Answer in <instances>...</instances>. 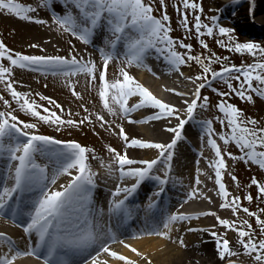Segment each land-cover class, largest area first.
I'll return each instance as SVG.
<instances>
[{"label":"snow or ice","instance_id":"6c2138e0","mask_svg":"<svg viewBox=\"0 0 264 264\" xmlns=\"http://www.w3.org/2000/svg\"><path fill=\"white\" fill-rule=\"evenodd\" d=\"M60 3L64 12L59 14L53 9L52 23L70 38L89 45L98 29H105L108 35L104 38V46L98 48L101 58L99 63L75 54V46L71 44V40L69 45L72 51L68 56L27 55L13 51L0 40V86H3L4 92L10 95L11 101L18 109L32 117L34 121L20 120L14 114L17 108H14L4 95H0V102L6 109L0 111V159L6 160L5 174L0 178V216L7 217L17 227L22 228L29 241H32L33 236L36 238L34 244L29 243L27 250L21 251L9 236L0 232V241L8 246L7 252L0 254V264H13L20 256L42 259L43 264H68L65 260L54 259L62 249H73L82 255L86 254L82 264H109L108 260L99 259L101 254H107L117 264H138L136 260L112 250L111 245L114 243L123 245L146 264H152L146 255L126 243L125 239H120L110 229L107 232L99 231L90 218L94 214L88 206L92 202V190L96 186L94 178L97 174L92 171L89 159H97L95 149L83 146L77 141H61L41 134L40 127L47 125L60 131L65 127L80 128L87 125L95 127L98 123L101 129L108 131L115 126L126 150L122 154L110 145L107 147L111 160L106 166L107 173L111 176L113 172H118V179L121 181L112 192L109 213L130 215L126 202L146 180L156 181L159 187V190L149 197L147 208L151 211L156 208L157 199L171 180L174 149L178 141L183 139L185 125L195 119L198 108L207 110L210 106L209 97L202 96V90L217 80L222 81L227 89L226 91L212 89L221 98L215 105L221 115L215 119L224 131L214 128L212 120L201 121L204 127L201 139L206 137V144L214 153L208 160V167L214 170V187L216 195L221 200L217 210L203 211L196 215L181 211L189 201H195L197 198H202L209 204L214 202L212 197L204 195L196 187L203 183L200 179V169L197 167L196 186L190 187L179 207L175 211L163 212L160 218L152 220L151 223L146 222L144 228L131 233L127 238L135 240L154 236L172 241L174 228L177 233L179 232L177 226L182 228L186 222L199 220L201 216L212 217L215 220L212 228L188 227L187 231L209 234L214 239L215 251L221 261L239 254L232 250L231 243L232 247L237 244L241 246L244 254L252 257L254 264H264V218H262L264 207L251 211L249 207L243 206L241 196L232 194L224 182L227 159L255 165L264 171V126H258L255 119L245 118L242 110L226 99L234 94L242 100L252 102L251 93L264 99V47L253 42H236L234 30L220 26L215 16L210 18V24L205 23L202 20L203 7L196 0H180L174 8L177 12L183 10L181 23L188 32L192 31L189 27V12L193 14V27L197 37H200L199 45L208 52L206 56L203 52L195 54L191 44L185 43L184 40H176L170 35L172 28L168 23L170 17L167 14L165 0H158L159 6L164 8L159 18L153 14L156 11L153 7L156 0H148L147 3L145 0H60ZM41 6L51 7V0H41ZM35 12L37 8L31 4L25 5L17 0H0V14L11 15L38 25L48 23L44 19H34L32 14ZM217 33L220 39L215 38ZM205 36L213 38L220 48L228 52L250 54L253 62L241 66L227 63L229 57L213 52L202 38ZM120 45L123 48L122 52L118 47ZM29 47L40 46L33 43ZM153 49L164 54L170 71L177 72L180 76H184L181 70L184 66L190 70L197 68L193 75L187 77L193 85L191 92L175 93L181 97H189L183 99V111L169 102L158 99L128 71L133 66L144 67L147 54ZM178 49L186 51L181 52ZM113 61H119L122 65L119 67L120 78L117 79L108 77L109 65ZM213 65H219V70H214ZM15 69H28L45 76L64 77L66 87L77 100L82 99L76 90L79 80L73 81V78L82 75L86 78V83L96 91L100 109L93 112L81 105L86 115L80 117V113L77 112L75 117H80L79 119L65 118L72 117L73 114L71 111L65 113L56 100L36 93L40 101L47 102L48 106L45 107L31 98V92L18 91L14 86L17 83L14 77ZM148 71H151L150 67ZM133 97H138L139 100L130 105L129 100ZM141 109L153 111L146 118L131 119L132 114ZM106 115L131 124L158 121L162 123L163 131L173 135L170 142H149L130 138L122 123L109 121ZM173 120L176 121L174 125ZM233 145L239 150V154H234L230 150ZM127 149L155 150L156 155L133 157ZM200 155L203 157L204 152L201 151ZM41 157L52 162L51 173L48 163L38 162V158ZM199 163L197 161V165ZM101 166L105 167L103 160ZM161 167L163 175H155L154 173L160 171ZM228 174L239 188L237 176ZM61 176L69 177V182L67 185H61V190H52L50 185H56ZM208 179L212 177L209 176ZM127 180L134 182L128 185L125 183ZM253 186L258 195L253 197L249 192L243 196V200L248 204L254 199L264 203V182L252 177L248 187ZM26 192L36 195L30 201L29 210L22 213L19 197ZM70 208L74 213L72 215L69 213ZM219 210H230L231 216L235 219L222 218L218 214ZM241 213L248 218H254L256 227L249 219L241 220ZM102 214V209L96 213ZM21 215H26L27 220L21 222ZM218 227L224 230L223 234L215 230ZM229 232L236 234L235 241L230 242L226 238ZM177 240L181 246H186L183 237L178 234ZM227 264L235 262L228 260Z\"/></svg>","mask_w":264,"mask_h":264},{"label":"bare ground","instance_id":"6f19581e","mask_svg":"<svg viewBox=\"0 0 264 264\" xmlns=\"http://www.w3.org/2000/svg\"><path fill=\"white\" fill-rule=\"evenodd\" d=\"M28 1L33 7L37 8V12L34 13V19H44L48 21L45 25H38L33 22L20 20L15 18L14 16L7 14H0V19L10 21L12 24L22 27L26 32H30L29 36V45L30 44H38L39 48H31L28 45V48L31 50L30 55H54L59 54L63 56H68L72 49L70 48L69 41L71 40V44L75 46V54L78 56H83L85 59L91 58L96 60L98 63L100 62V56L98 52L99 47L104 46V38L108 33L105 29H98L96 34L93 37V41L89 45H84L80 41L75 38H70V36L66 33H63L62 30L58 29V27L52 23V11L55 10L56 13L62 14L64 11L61 6L60 0H51V7H42L41 0H24ZM219 2H225L228 0H218ZM24 4V3H23ZM28 5V4H25ZM57 9H60L59 11ZM263 7L256 9V12L259 14L263 13ZM258 22L264 23V19L256 18ZM123 51L122 45L118 46ZM40 49H44L42 52ZM152 59V63L145 62L144 67H130L128 71L131 75L136 77L139 83H141L144 87L148 88L150 92L158 99H161L165 102H169L176 107L181 108L183 111V99L188 97H181L176 95V92H184L190 93L193 85L187 81L186 78L177 74V72L170 71V66L166 61H161L158 55L155 53L154 49L150 50L147 54L146 60ZM122 65L119 61H113L109 65V69L112 71L113 79L120 78L119 77V67ZM151 68V71H148V68ZM16 72H23L25 75H34L33 71H29L28 69H20L16 70ZM169 89H174L175 91H169ZM24 92L28 91L27 86L25 85ZM138 97L130 98L129 104L132 102H138ZM151 109H141L139 112H134L132 114L131 119H143L152 114ZM106 119L109 121L115 120V123L123 124L125 128L126 134L130 136V138H139L149 142H170L172 135L166 131H163V125L161 122L150 121L147 124H131L127 121H121L114 117L106 115ZM193 120L189 121L182 132L183 139L178 141L177 145L174 149V157L172 164L177 162L175 165H172L171 172V180L179 182L185 188L182 190L181 194L175 198V202L171 209H167L166 207H156L153 210H148L147 205L149 202L141 205L139 203H132L127 206L130 211V215L124 216L123 213L119 215H112L109 213V202L113 199L112 192L115 190V187L118 184H121V181L118 179V172H113L111 176L107 173L106 170L100 169L97 175L95 176V188L92 190V202L88 206L92 212L93 216L90 217L93 219L94 226L101 232H107L110 229V225H116V219L123 216L127 217L134 221L137 218L141 217L142 227L138 226L136 229L134 226H130L129 230L119 229L120 231L111 230L112 233H115L120 239H125L126 243L131 244L136 247L139 251H141L144 255L148 257L152 261V264H227L228 260H232L235 264H254L252 257L244 254L243 248L238 244L235 247H232L230 243V247L233 251H237L239 254L233 257H226L224 261H221L218 258V255L215 251V242L214 239L207 233L204 232H188L187 228H212L215 224V220L212 217H204L201 216L199 220H193L190 223H185L182 228H179V232L177 233L176 228H174L172 241L164 240L159 237H144L142 239H128L127 237L133 233L138 232L140 229L144 228L147 223H151L152 220L160 218L161 214L165 211H172L179 207L180 203L186 198V192L190 191L191 186L195 185V178L197 176V167L200 169V179L203 183L198 187L204 195L210 196L213 199V203L209 204L207 201L202 198H197L195 201H189L188 204L184 206L181 211L196 215L203 211H211L217 210L218 204L221 202L220 198L216 195V189L214 187V170L208 167V160L214 156L211 149L206 144L205 139H201L204 135V130L201 126L192 124ZM176 123L175 120L172 121L174 125ZM120 138V137H119ZM121 139V138H120ZM219 142V141H218ZM220 143V142H219ZM188 146L190 151L188 152L185 147ZM203 146V147H202ZM130 156L139 157V156H147V157H155V150H136V149H127ZM201 151L204 152V156L200 155ZM6 161L5 159H0V166L2 163ZM197 161H199V165H197ZM38 162L44 163L43 158H38ZM49 171H51V165H49ZM93 172H95L92 169ZM51 173V172H50ZM158 175H163V168L161 167L160 171L155 172ZM5 174L4 170L0 172V178ZM75 174V173H73ZM211 176L212 179H208ZM69 177L61 176L58 178L56 185L50 187L52 190H61V185H67L69 182ZM132 182L131 180L125 181L128 185ZM170 182L166 185L168 186ZM224 182L226 183L227 188L229 186L227 184L226 177L224 175ZM123 186V185H122ZM159 189L156 187L155 190ZM153 189L149 190L150 192ZM230 191V189H229ZM36 193H24L19 198L29 197L24 204H20V210L22 213H26L30 207V201L35 197ZM137 195L134 193L131 196V199L136 198ZM122 198V197H120ZM130 198V197H129ZM175 208V209H173ZM102 209L105 218L102 219V215H96V213ZM70 215L73 210L70 208ZM218 214L222 218H232L230 210H219ZM21 222L27 220L26 215H21ZM114 219V220H113ZM121 225V224H120ZM118 224V226H120ZM123 228V227H121ZM133 228V230H132ZM131 229V231H130ZM218 232L223 234L224 230L222 228H216ZM0 232H3L6 236L13 238L18 243V249L21 251L27 250L28 244L35 242V236H33L32 241L28 240L26 234L23 233L22 228L17 227L11 223L5 222L0 218ZM177 234L183 237L186 246H181L177 240ZM230 242L235 241V237L231 232L228 233L227 237ZM27 241V242H26ZM112 250L118 251L123 255L128 256L130 259L136 260L138 264H146L145 261L140 260V258L136 257L135 254L131 253L128 249H125L123 245L119 243H114L111 245ZM68 250L73 249H62L59 250L61 253H65ZM91 251V249L89 250ZM7 252V247L3 245V242L0 241V254ZM94 254V253H93ZM86 255V254H85ZM75 259L70 264H82V260L84 256ZM255 254H253L254 256ZM100 260H108L109 264H117V262L112 261L107 254H101L99 256ZM13 264H43L42 259H37L31 256H20L18 257Z\"/></svg>","mask_w":264,"mask_h":264},{"label":"rangeland","instance_id":"374dc122","mask_svg":"<svg viewBox=\"0 0 264 264\" xmlns=\"http://www.w3.org/2000/svg\"><path fill=\"white\" fill-rule=\"evenodd\" d=\"M17 2L29 4L28 1L17 0ZM147 3L148 0H145ZM180 0H165L167 5V14L170 17L168 22L172 28L170 35L176 40H184L185 43L191 44L193 52L195 54H203L206 56L208 52L203 50L199 45L200 37H197L193 24V14L189 12V27L192 28L191 32H188L183 27L182 21V9L181 12H177L174 8V5L178 4ZM197 3L201 4L203 7L202 20L205 23H211L210 18L215 16L218 18V23L220 26L228 27L233 29V36L236 42L246 43L253 42L264 47V23L258 22L256 18L264 19V0H228L225 2H219L218 0H196ZM153 7L156 8V11L153 13L159 18L163 12L164 8L160 7L158 0L153 4ZM263 7V13L259 14L256 12V9ZM58 11L60 9H57ZM63 14L64 11L60 10ZM34 15V13L32 14ZM30 32H26L22 27L12 24L10 21L0 19V40H3L5 44L11 48L13 51H19L23 54L30 55L31 50L28 48L29 45V36ZM209 44L210 49L213 52H216L221 56H228L229 60L227 63L235 64L241 66L242 64L252 63L253 57L248 53H235L228 52L225 49L220 48L210 37H202ZM220 39L218 33L215 37ZM225 40L227 38H224ZM181 52L186 50L178 49ZM165 58L164 55L160 56ZM148 63H152V59L146 60ZM162 61V60H161ZM167 62V61H166ZM219 65H213L214 70H219ZM14 70V77L17 83L14 85L18 91H22L27 86L26 92L32 93V99H35L37 103L43 104L45 107L48 106L46 101H40L39 97L36 96V93H40L44 96H48L56 100L65 110V113L71 111L72 117L65 118H76L86 115L83 112L84 107H88L90 111H98L100 109V104L96 91L86 83V78L84 76L74 77L73 81L79 80L76 90L81 94L82 99L77 100L71 95V91L65 85L64 77H53L51 75H42L40 72H34V75H25L23 72L19 73ZM184 72V78L187 79L188 76L193 75L197 68L189 69L187 66L182 67L181 69ZM179 74V73H177ZM112 71L109 69L108 77L113 79ZM187 81H189L187 79ZM190 82V81H189ZM191 83V82H190ZM255 84V82H254ZM215 88L219 91H226V86L222 81H213L210 86L202 90V96L209 97L210 106L207 110L198 108L195 113V119L192 124H196L204 127L201 121L212 120L213 127L218 131H224L223 128L216 121V117L221 115L216 109L215 105L221 99L217 96L216 92L212 91ZM0 95H4L6 99H9L10 103L14 108H17V111L14 113L18 116L20 120L25 122H34L33 118L26 115L24 112L20 111L13 101H11L10 95L4 92L3 86H0ZM253 96L252 102H247L245 100L236 97L234 94L231 97L226 98L228 102L235 104L239 109L242 110L245 118L255 119L258 122V126H264V99L257 96L255 93H251ZM189 98V97H188ZM6 110L0 102V111ZM59 114V110H57ZM79 112L80 117H75V113ZM40 133L53 137L54 139L61 141L73 140L79 142L81 145L95 149V154L97 156L96 160L89 159L91 168L98 173L100 169L106 170V166L111 163L110 156L107 152V147L110 145L120 151L122 154L126 150L125 145L122 139L119 138L118 129L113 126V129L105 131L99 127V124H95V127L92 125L81 126L80 128H62L60 131H57L55 127H49L43 125L40 127ZM222 143V142H220ZM62 147V146H57ZM234 154H239V150L235 146H231L230 149ZM54 159V157H53ZM48 160V159H47ZM101 160L105 167L101 166ZM45 163V158H43ZM175 164L177 162H174ZM172 165H175V164ZM227 163V172L225 177L227 184L229 186L230 192L234 195L241 196L243 206L249 207L251 211L258 210V207H264V203H261L259 200L254 199L251 204H248L246 200H243V196L251 192L253 197L258 195L255 186L249 188L251 178L256 177L258 180L264 182V171H261L257 166L251 164H245L243 162L232 161L230 159L226 160ZM6 161L2 163L1 169L4 170ZM52 167V165H51ZM107 171V170H106ZM51 172V171H50ZM228 173L235 174L239 181L240 187H236V183L231 180V177ZM158 175L157 173H154ZM152 187L154 180H150ZM29 197H26V200ZM175 209V208H173ZM176 210V209H175ZM172 210V211H175ZM74 214V213H73ZM2 218V217H1ZM264 218V217H262ZM240 219H249V222L255 225L254 218H248L243 213L240 214ZM141 217L133 221V228L138 226L142 227ZM239 223V221H237ZM258 231V229H257ZM237 239L236 234L232 233ZM129 237V236H128Z\"/></svg>","mask_w":264,"mask_h":264}]
</instances>
